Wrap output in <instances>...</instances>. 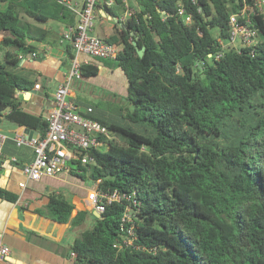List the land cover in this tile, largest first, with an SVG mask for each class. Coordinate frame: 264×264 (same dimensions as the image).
<instances>
[{"label": "trees", "instance_id": "trees-1", "mask_svg": "<svg viewBox=\"0 0 264 264\" xmlns=\"http://www.w3.org/2000/svg\"><path fill=\"white\" fill-rule=\"evenodd\" d=\"M135 2L124 20L104 5L117 18L104 38L122 45L114 60L130 107L121 119L89 114L114 137L94 152L95 164L71 170L119 199L102 197L98 217L74 213L76 204L53 191L35 212L72 227L93 217L70 245L75 264H264V12L253 14L260 41L216 60L242 0ZM18 7L38 22L64 21L70 11L56 0H0V115L9 110L8 120L45 135L47 119L22 110L18 90L34 83L21 61L47 30L24 21ZM81 69L85 78L100 72ZM18 198L0 186V199Z\"/></svg>", "mask_w": 264, "mask_h": 264}, {"label": "crops", "instance_id": "crops-1", "mask_svg": "<svg viewBox=\"0 0 264 264\" xmlns=\"http://www.w3.org/2000/svg\"><path fill=\"white\" fill-rule=\"evenodd\" d=\"M135 3V0H124V4L116 3L108 7H112L115 11L121 10V18H124L129 16V12L134 11ZM67 15L64 21L50 20L46 25L39 26L43 30H47V37H44L43 42L31 41L36 49L21 61L24 68L34 71L30 74L34 83L29 90L18 91L19 107L24 111L42 115L45 118L55 107L54 94L59 84L66 78L71 66V61L67 59L68 45L71 43L64 40L62 34L68 26L77 23V17L71 12H67ZM116 22L117 18L108 13L104 5H99L96 9L93 33L103 38L113 35L116 31ZM0 35L1 40L3 33ZM43 35L46 36L45 33ZM83 58L88 60V64L97 65L100 72L96 76L84 77L81 81L90 82L93 78L103 76L109 81L97 80V82L114 88L112 91L115 93V98L119 96L125 98L128 93L125 75L117 63H115L116 65L106 63V61L86 55ZM37 83L41 84L39 88L35 87ZM77 87L81 89L82 95H78V91L75 90L70 98L79 105L81 110L92 108L91 113L94 114V108L87 103L88 97L98 96L92 88L88 89L93 86L88 85L84 88L79 82ZM8 112L9 110H6L3 115H0V123L3 122V119H7L5 115ZM95 116L103 120L114 119L111 116ZM12 123L9 128L11 131L14 130L13 134L3 132L10 138L5 143L4 154L0 160V186L19 194L16 203L0 199V242L5 243L10 248L6 264H75V257L69 248L78 235H67L74 229H80L83 224L72 227L70 222L58 223L35 212L36 208L43 206L46 201L45 197L49 193L53 191L62 193L68 199L69 194L67 195L68 192L61 187H54L55 182L47 179L49 176L39 181L27 179L23 172V166L34 159V150L30 146L18 147L15 144L11 137L25 133L27 127ZM33 131L34 134L40 133L36 130ZM61 175L67 178V182L70 181L71 176L78 178L71 173ZM21 182H25L26 186L22 187ZM70 183L77 185L72 180ZM48 184L52 185L48 186ZM79 186L81 184L76 186L78 187V191L76 190L78 194H89L90 191L87 193L84 185L81 188L85 191L84 193L79 191ZM77 199L74 197L71 199L78 207L77 210L86 209L83 206H90L85 204L86 202L80 196H77ZM78 203L81 204L82 208ZM21 206L24 207L23 210L20 209ZM27 229L32 232L27 231ZM80 231L81 229L78 230V233Z\"/></svg>", "mask_w": 264, "mask_h": 264}, {"label": "built area", "instance_id": "built-area-1", "mask_svg": "<svg viewBox=\"0 0 264 264\" xmlns=\"http://www.w3.org/2000/svg\"><path fill=\"white\" fill-rule=\"evenodd\" d=\"M56 1L77 17V23L68 26L62 34L63 39L69 41L74 50L70 70L54 94L55 107L46 118L48 121L46 134L36 133L30 136L29 133H23L11 137L18 147L26 145L33 148L34 159L23 166V172L28 180L34 181L47 176L70 174L72 167L79 168V165L88 167L95 164L94 152L107 149L109 140L114 137L107 125L89 116L93 111L92 108L81 110L70 96L74 86L84 79L81 67L83 63H88V60L83 56L101 59L117 58L122 45L108 42L93 33L97 7L112 6L116 4V0ZM242 2L244 4L242 10L230 15L228 38L218 40L216 60L220 59L229 48L241 50L244 47L254 46L260 41L258 31L252 26L253 14L264 12V0H242ZM184 13V8L180 7L179 14ZM186 20L190 21L191 17L187 16ZM209 56L212 57L213 54L210 53ZM40 86V83L35 85L36 88ZM9 138L10 136L0 131V157L4 154V146ZM20 185L25 187L26 183L21 182ZM93 191L92 206L99 213L105 209V205L101 202L102 197L108 198L110 202L119 199L116 193L100 194L96 188ZM125 218H130L128 212L125 213ZM9 254L10 248L0 242V264L7 263Z\"/></svg>", "mask_w": 264, "mask_h": 264}, {"label": "rangeland", "instance_id": "rangeland-1", "mask_svg": "<svg viewBox=\"0 0 264 264\" xmlns=\"http://www.w3.org/2000/svg\"><path fill=\"white\" fill-rule=\"evenodd\" d=\"M18 10L21 13L24 21H29L37 27L47 24V22H38V20H34V19L29 18L28 16H26L24 14L21 7H18ZM0 38H1V35H0ZM103 61H106V63H112V64L116 65L115 64L116 61L114 59H106ZM97 80L103 81V82L109 81L108 79H106L103 76H98L96 78H93V80L90 82L87 80L86 81L85 80L80 81L84 88L88 85L89 86L92 85L93 87H89L88 89L92 88L94 90V92L96 94H98V96L92 95V96L87 98V103L94 108L93 113L97 116H111L114 119H121V114H125L126 108L130 107L129 101L122 96L115 98L114 97L115 93L112 91V90H114V88H112L111 86H107L105 84L98 83ZM78 85H79V83L76 86H74L72 93L76 90V91H78L77 94L80 95L81 89H78V87H77ZM10 124L12 125L13 123L7 119H3V122L0 123V131L6 132V133L12 135L14 130L11 131V129L9 128ZM103 150H106V148H103ZM64 178L65 177H63L62 175L60 177H47V179L55 182L54 187H61L63 190L68 192L67 195L69 194L68 197L70 200L73 197L76 198V200H78L77 196H80L81 198L84 199L83 201L86 202L85 204L90 205V206H83V207H85L88 210H94V207L92 205H93V194H94L93 189H95V186H93L88 181H82L80 178H73L71 176L69 182H67L68 180L66 181L67 178H65V179ZM71 180L73 182H75L77 185L81 184V186H79V191H82L83 193L85 191H83V189H81V188H82V185H84L85 188L87 189V193L90 191L89 194H81V193L78 194V192H77L78 187H76L77 185H73L72 183H70ZM49 185L51 186L52 184H48V186ZM80 207L82 208V206H80ZM77 209H78V207H76L74 213H76ZM93 221H94V219H93V217H91V219H88L82 225V227L80 226L81 228L80 227L79 228L82 231V230L90 227V225L92 224ZM80 229H74V230L70 231V233L67 236H72L75 234L80 236L81 231H80V233H78V230H80Z\"/></svg>", "mask_w": 264, "mask_h": 264}, {"label": "water", "instance_id": "water-1", "mask_svg": "<svg viewBox=\"0 0 264 264\" xmlns=\"http://www.w3.org/2000/svg\"><path fill=\"white\" fill-rule=\"evenodd\" d=\"M108 12V11H107ZM109 13V12H108ZM136 44V42H135ZM139 53L142 54V50H139ZM19 91V90H18ZM0 121H1V118H0ZM25 133H29L30 136H32L35 132L33 130H31L30 128H25ZM94 214L98 217L101 216V213L97 212L96 210H94Z\"/></svg>", "mask_w": 264, "mask_h": 264}, {"label": "bare ground", "instance_id": "bare-ground-1", "mask_svg": "<svg viewBox=\"0 0 264 264\" xmlns=\"http://www.w3.org/2000/svg\"><path fill=\"white\" fill-rule=\"evenodd\" d=\"M93 196H94V194H93Z\"/></svg>", "mask_w": 264, "mask_h": 264}]
</instances>
